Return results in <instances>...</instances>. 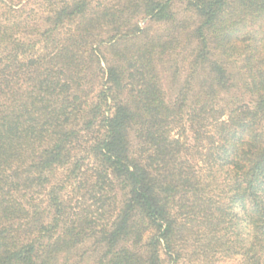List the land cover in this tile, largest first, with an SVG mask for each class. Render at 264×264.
Wrapping results in <instances>:
<instances>
[{"label": "trees", "instance_id": "trees-1", "mask_svg": "<svg viewBox=\"0 0 264 264\" xmlns=\"http://www.w3.org/2000/svg\"><path fill=\"white\" fill-rule=\"evenodd\" d=\"M264 264V0H0V264Z\"/></svg>", "mask_w": 264, "mask_h": 264}, {"label": "rangeland", "instance_id": "rangeland-1", "mask_svg": "<svg viewBox=\"0 0 264 264\" xmlns=\"http://www.w3.org/2000/svg\"><path fill=\"white\" fill-rule=\"evenodd\" d=\"M221 264H233L232 261H229V262H221Z\"/></svg>", "mask_w": 264, "mask_h": 264}]
</instances>
